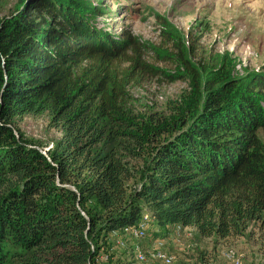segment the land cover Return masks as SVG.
<instances>
[{"label":"trees","instance_id":"16d2710c","mask_svg":"<svg viewBox=\"0 0 264 264\" xmlns=\"http://www.w3.org/2000/svg\"><path fill=\"white\" fill-rule=\"evenodd\" d=\"M28 7L0 20V264H99L110 235L146 216L156 235L179 225L226 238L253 225L264 241V106L255 94L235 93L236 78L205 80L200 106L149 152L126 110L127 78L148 69L127 54L133 38L125 46L93 31L84 2ZM44 10L60 27L39 20ZM252 79L264 87V72ZM45 111L63 130L49 156L11 125ZM208 261L202 253L192 264Z\"/></svg>","mask_w":264,"mask_h":264},{"label":"rangeland","instance_id":"374dc122","mask_svg":"<svg viewBox=\"0 0 264 264\" xmlns=\"http://www.w3.org/2000/svg\"><path fill=\"white\" fill-rule=\"evenodd\" d=\"M33 1L0 0V20L29 8ZM54 1L68 4V0ZM77 2L85 3V19L93 31L100 33V29L121 38L125 46H129L126 40L131 36L135 44L130 43L127 54L141 57L148 65L145 71L129 76L126 84L127 116L135 122L134 132L147 151L153 152L158 141L170 138L174 128L181 129L179 119L202 103L207 79L236 78L234 92L250 91L264 106V87H257L252 79L264 72V0ZM35 14L45 26L60 27V18L52 12ZM181 56L187 58L190 67L183 65ZM11 125L18 137L23 136L46 156L63 135L62 127L48 111L16 117ZM261 137L264 140V130ZM138 185L135 175L128 187ZM145 219L146 237L128 229L125 236L110 235L109 248L101 252L99 264H192L202 253L208 257V264H236L235 260L239 264H264L263 232L256 226L251 225L242 236L226 238L203 237L194 228L181 227L180 232L177 226L169 234L156 235L159 226L148 221V216ZM157 238L164 243H157ZM160 252L169 254L172 262L161 259Z\"/></svg>","mask_w":264,"mask_h":264},{"label":"bare ground","instance_id":"6f19581e","mask_svg":"<svg viewBox=\"0 0 264 264\" xmlns=\"http://www.w3.org/2000/svg\"><path fill=\"white\" fill-rule=\"evenodd\" d=\"M175 229L177 230V231H180L181 230V226H177V227H175ZM129 230H133V231H135L137 234H142L143 236H145L146 237V235L148 234L147 233V230H146V224L145 223H140V225L138 226V227H133V228H129L128 229V231ZM125 231H127V228H126V230ZM181 232V231H180ZM135 234V233H134ZM144 237V238H145ZM157 243H160V244H162V243H164V239H158L157 240ZM139 247V246H138ZM169 255V254H168ZM167 254H165V253H162V252H160L159 254H158V256L161 258V259H163L164 261H166V262H170L171 261V257H169ZM227 256H228V254H227ZM160 259V260H161ZM174 260V259H173ZM172 262V261H171ZM235 262H236V264H239V261L238 260H235Z\"/></svg>","mask_w":264,"mask_h":264}]
</instances>
